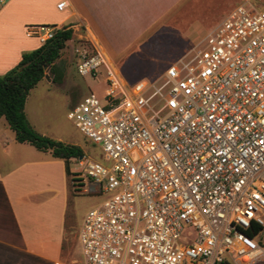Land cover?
Listing matches in <instances>:
<instances>
[{
    "label": "built area",
    "instance_id": "obj_1",
    "mask_svg": "<svg viewBox=\"0 0 264 264\" xmlns=\"http://www.w3.org/2000/svg\"><path fill=\"white\" fill-rule=\"evenodd\" d=\"M76 52L78 75L104 84L67 114L102 155L75 159V189L105 196L77 232L80 264L264 263V9L240 4L152 80Z\"/></svg>",
    "mask_w": 264,
    "mask_h": 264
},
{
    "label": "crops",
    "instance_id": "obj_2",
    "mask_svg": "<svg viewBox=\"0 0 264 264\" xmlns=\"http://www.w3.org/2000/svg\"><path fill=\"white\" fill-rule=\"evenodd\" d=\"M60 2L65 3L62 11L57 9ZM245 2L250 3L41 0L36 3L35 21L11 19L18 26L4 22L11 15V3H6L0 10V28H4L0 31V76L16 66L23 53L42 45L28 36V27L54 26L72 28V39L99 51L124 79L152 80ZM76 170L71 159V178ZM68 178L64 161L15 142L0 118V264H65Z\"/></svg>",
    "mask_w": 264,
    "mask_h": 264
},
{
    "label": "rangeland",
    "instance_id": "obj_3",
    "mask_svg": "<svg viewBox=\"0 0 264 264\" xmlns=\"http://www.w3.org/2000/svg\"><path fill=\"white\" fill-rule=\"evenodd\" d=\"M38 1L41 0H7V3H11L9 7L11 15L8 16L10 18L6 17L4 22L7 25L12 23L13 26H18L11 19H15L16 21H35L36 12L38 11L36 3ZM248 1L258 9H264V0ZM4 7L2 6L0 10ZM2 29L4 30L3 26L0 28V31ZM83 45L81 40L74 38L71 42H67L66 48L62 51L60 58L55 63L56 66L64 71V78L61 84L53 83L51 81L52 77L48 74L47 70V80H42L30 91L24 112L30 126L40 135L61 141L67 145L78 146L84 152V157L100 161L102 155L99 147L85 139L73 124L67 120L68 112L80 100L90 94L101 97L104 90V84L101 78L81 77L77 73L78 54L76 51ZM126 79L128 82L137 81L136 77ZM27 148L31 147L27 146ZM84 185L83 189L88 193L82 192L83 189H75L76 184L71 177L65 181V188H68L69 192L66 195L65 212L66 239L63 254L65 264H72L74 260L79 261V264L81 263V247L77 240V232L88 211L105 200V196L99 190L93 188L91 184ZM255 241L258 242V240ZM259 242L264 247V229L259 234ZM179 243L184 246L188 244L184 238H181ZM255 264L264 263L256 262Z\"/></svg>",
    "mask_w": 264,
    "mask_h": 264
},
{
    "label": "trees",
    "instance_id": "obj_4",
    "mask_svg": "<svg viewBox=\"0 0 264 264\" xmlns=\"http://www.w3.org/2000/svg\"><path fill=\"white\" fill-rule=\"evenodd\" d=\"M72 37V28L57 29L51 40L35 50L23 53L18 64L0 76V118H4L13 132L15 142L29 144L40 152H50L53 158L64 161L68 177H71L69 161L83 157L82 149L37 133L30 126L24 108L30 91L45 78L47 70L51 81L61 84L64 71L55 63ZM83 44L81 48L92 51L88 43Z\"/></svg>",
    "mask_w": 264,
    "mask_h": 264
},
{
    "label": "water",
    "instance_id": "obj_5",
    "mask_svg": "<svg viewBox=\"0 0 264 264\" xmlns=\"http://www.w3.org/2000/svg\"><path fill=\"white\" fill-rule=\"evenodd\" d=\"M47 78H48V76L46 75V76H45V79H47Z\"/></svg>",
    "mask_w": 264,
    "mask_h": 264
}]
</instances>
